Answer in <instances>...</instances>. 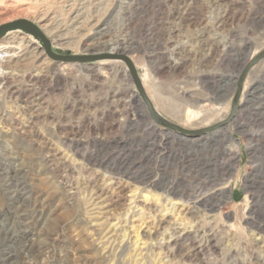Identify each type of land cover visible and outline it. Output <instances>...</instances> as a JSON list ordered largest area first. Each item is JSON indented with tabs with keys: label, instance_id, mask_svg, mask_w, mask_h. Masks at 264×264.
Wrapping results in <instances>:
<instances>
[{
	"label": "rangeland",
	"instance_id": "obj_1",
	"mask_svg": "<svg viewBox=\"0 0 264 264\" xmlns=\"http://www.w3.org/2000/svg\"><path fill=\"white\" fill-rule=\"evenodd\" d=\"M10 1L0 26L38 25L55 54L119 45L154 111L188 131L228 118L264 50V0ZM73 18L87 26L70 38ZM0 41L22 45L0 72V264H162L197 226L215 235L198 263L264 264V58L232 121L191 136L150 118L125 62H53L21 32ZM184 176L207 206L187 210Z\"/></svg>",
	"mask_w": 264,
	"mask_h": 264
},
{
	"label": "bare ground",
	"instance_id": "obj_2",
	"mask_svg": "<svg viewBox=\"0 0 264 264\" xmlns=\"http://www.w3.org/2000/svg\"><path fill=\"white\" fill-rule=\"evenodd\" d=\"M12 1L10 0H0V15H3L4 12L2 13V8L4 9H7L8 7H11L12 4H11ZM73 7V6H72ZM72 11V14L74 12H77L76 9L75 11L73 9H69V13ZM74 17V16H73ZM75 17H78V15ZM45 19V18H43ZM42 19V20H43ZM42 22V21H41ZM84 23V22H83ZM76 24H81V22L77 23V21L75 20V18L73 19H70V27L73 29V31L75 30V32H72L71 33V37L70 38H74V36L78 33L77 31H79L80 29L84 28L87 26V24H83V25H79L78 27H75ZM38 26V25H37ZM50 25L49 24H46L44 25V31H47V33H49V35H53L55 33V31L53 29H50L49 28ZM75 28V29H74ZM209 29V26L207 27ZM56 30V29H55ZM77 32V33H76ZM19 33V31H14V32H10V33H7L6 35L4 36H8L10 34H17ZM106 33V32H104ZM68 34V33H67ZM54 37L57 38V40H60V39H66V38H60L59 36L56 37V35L54 34ZM65 37V36H64ZM4 38V37H3ZM21 38V37H20ZM68 39V38H67ZM80 39V38H79ZM80 41V40H79ZM79 41H75L74 39H71L70 41V47L71 46H77ZM13 42V41H12ZM56 43V41H55ZM69 43V42H68ZM3 44L2 48L4 49L3 53L4 55L0 54V72L2 71L1 69L5 66V63H7L10 58L12 57H15V52H12L11 49H14V50H20L22 49V45H18V47H14V46H11V45H8L10 43H1ZM110 44V43H108ZM60 45V44H59ZM187 46H182L181 45V50H184L186 51V48ZM119 45H115V47L111 48V50H102L100 52H88L89 54H113L118 52L119 49ZM188 52V51H187ZM17 53V52H16ZM19 53V52H18ZM42 53H40L39 55H41ZM16 58V57H15ZM2 63V64H1ZM88 71H91V70H88ZM3 79V78H2ZM185 91V97L188 96L189 98H192L194 95H189L187 94L190 90H183ZM254 92V90L252 89V93ZM187 94V95H186ZM24 121V120H23ZM201 135V134H199ZM231 156V155H230ZM229 164H222V171H225L227 168H229L228 166ZM125 169V168H124ZM128 170V169H127ZM115 171V170H114ZM126 173V172H125ZM115 174V173H113ZM117 174H120V173H117ZM132 175V174H131ZM186 179V177L184 176L183 177V180L181 178V190H180V196L181 198L183 196H185V194H187L186 196V199H183L184 200H187V202L189 203V205L186 206V208H188L187 210H191V212H194V208H195V205H198V206H201V207H205L207 205H204L202 204L200 201H202L203 197H205L204 195L201 196V194L199 193V189L197 186H201V184H198L197 186L193 187V188H190L188 185H185V181L184 180ZM190 180V179H189ZM188 181V180H187ZM149 181L147 180L146 183H148ZM154 182V181H153ZM188 183V182H187ZM191 184V183H189ZM92 188L94 190V194L92 196V201H91V205H90V209L91 208H94L95 207V200L98 199L99 197V194L102 190H100L98 188L97 185H92ZM190 188V191L188 192V189ZM198 191L197 195H196V192ZM191 201V202H189ZM206 203L208 204L209 203V200H205ZM184 203V202H183ZM190 205H193V206H190ZM198 225V224H197ZM196 225V226H197ZM198 228L199 226H197V230L196 231H193L192 233H189V232H186L184 235H183V239H180L179 236L175 237V239H173V242H174V245L171 246V247H174V246H177L178 244H183L185 243L186 241H189V239H191L193 245H190V247H186L185 245L183 246H179V253H180V258L177 259V262H174L172 264H205L203 261L201 262H197L198 261V258L200 256H204L208 249L211 247L213 248L214 247V244H213V241H214V232H211L212 230L208 229V228H203V229H199L198 231ZM182 236V235H181ZM182 241V242H181ZM171 247H166L167 249V252L163 254V258L166 259V261H164L162 264H171V258L175 257L173 255L172 257V254L170 252V248ZM162 255V254H161ZM159 256V255H158ZM157 256V258H158ZM162 259V258H161ZM202 259V258H201ZM173 261V260H172ZM159 263V262H158Z\"/></svg>",
	"mask_w": 264,
	"mask_h": 264
},
{
	"label": "water",
	"instance_id": "obj_3",
	"mask_svg": "<svg viewBox=\"0 0 264 264\" xmlns=\"http://www.w3.org/2000/svg\"><path fill=\"white\" fill-rule=\"evenodd\" d=\"M14 31H19L39 41L42 45L41 47L43 51L45 52V55L47 56L48 59L52 60L53 62L64 63V64H86V63L95 62V61L98 62L101 60H120L122 62H125V65L128 69V73L129 75H131L130 78L132 80V83L137 88L138 95L141 98L142 102H144L150 118L154 122H156L158 125L165 127V129L168 128V130L175 131L177 133L184 134V135H191V136L199 135V134H203L207 132H213L214 130L219 129L220 127L222 128L226 126L228 123L232 121L236 106L238 104V100L239 98H241L240 95L242 91V86H243L244 80L249 70L257 63V61L259 62L260 60L264 58V50H263L244 67L239 77L236 79L234 96L232 97L233 98L232 109H231L232 112L230 113L227 119L211 127H207V128L196 130V131H188V130L181 129V127H178L177 125L173 123L168 122L167 120L163 119L160 115H158L154 111V109L152 108L150 104L151 101H149L145 95V92L142 88V85L139 80V76L137 75V72L135 70L133 63L126 56L113 55V54H98V53L88 54L85 52H81V55H76V56L75 55L74 56L72 55L62 56V55L55 54L51 51L50 43L45 38L44 34L38 29V27L25 20H15L8 24L1 25L0 26V40L7 33L14 32Z\"/></svg>",
	"mask_w": 264,
	"mask_h": 264
},
{
	"label": "built area",
	"instance_id": "obj_4",
	"mask_svg": "<svg viewBox=\"0 0 264 264\" xmlns=\"http://www.w3.org/2000/svg\"><path fill=\"white\" fill-rule=\"evenodd\" d=\"M10 33V32H9ZM7 42V41H6ZM3 44H1V41H0V54L4 55L3 51L4 49L2 48ZM2 64V63H1Z\"/></svg>",
	"mask_w": 264,
	"mask_h": 264
}]
</instances>
